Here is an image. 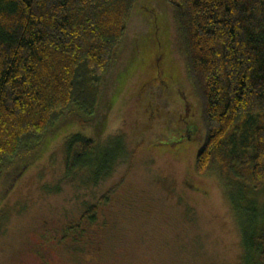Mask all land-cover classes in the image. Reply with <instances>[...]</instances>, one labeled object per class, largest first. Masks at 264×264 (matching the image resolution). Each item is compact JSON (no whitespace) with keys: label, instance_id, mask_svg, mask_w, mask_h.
Wrapping results in <instances>:
<instances>
[{"label":"rangeland","instance_id":"obj_1","mask_svg":"<svg viewBox=\"0 0 264 264\" xmlns=\"http://www.w3.org/2000/svg\"><path fill=\"white\" fill-rule=\"evenodd\" d=\"M159 40L194 112L196 133L183 142L179 98L154 69ZM199 100L171 8L135 0L93 113H67L35 146L31 163L16 176L18 160L1 172L0 264H243L228 196L232 190L239 200L240 191L214 165L194 170L204 137ZM73 135L92 139L93 151L66 173ZM105 149L108 171L94 181L88 162ZM242 192L261 214L264 189ZM88 209L80 232L60 240L59 230Z\"/></svg>","mask_w":264,"mask_h":264},{"label":"trees","instance_id":"obj_2","mask_svg":"<svg viewBox=\"0 0 264 264\" xmlns=\"http://www.w3.org/2000/svg\"><path fill=\"white\" fill-rule=\"evenodd\" d=\"M165 2L200 99L204 137L194 170L201 174L214 165L235 183L239 200L232 190L228 196L243 264H264V211L255 212L256 202L242 192L264 189V0ZM134 3L0 0V174L16 160L14 176L31 163L35 146L67 113H93ZM196 130L195 124L188 129L191 136ZM71 139L66 173L81 168L93 151L92 139ZM107 154L88 162L94 181L108 171ZM240 204L249 210L245 216ZM91 213L63 226L59 239L79 233Z\"/></svg>","mask_w":264,"mask_h":264},{"label":"flooded vegetation","instance_id":"obj_3","mask_svg":"<svg viewBox=\"0 0 264 264\" xmlns=\"http://www.w3.org/2000/svg\"><path fill=\"white\" fill-rule=\"evenodd\" d=\"M161 41H157V47H159L158 52L155 55V61H154V69L159 73V80L161 82V85L166 88H174L175 92L177 94V97L179 98L180 102V108L183 109L182 113H178V117L180 120V123H178L177 127L182 128V142L186 139L189 140L191 138V133L188 131L190 129V126L192 124V121H194L193 113L190 112V105L189 101L184 95V93L181 92L180 86L183 84L180 82V75L179 72H177V69L174 65H172L170 62V57L168 56L167 49H161ZM185 140V141H186Z\"/></svg>","mask_w":264,"mask_h":264}]
</instances>
